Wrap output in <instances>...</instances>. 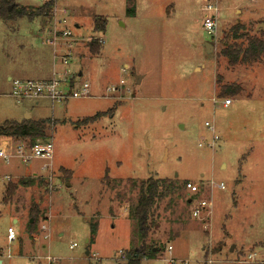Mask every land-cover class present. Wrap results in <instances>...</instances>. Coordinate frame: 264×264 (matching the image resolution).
<instances>
[{
	"label": "rangeland",
	"instance_id": "1",
	"mask_svg": "<svg viewBox=\"0 0 264 264\" xmlns=\"http://www.w3.org/2000/svg\"><path fill=\"white\" fill-rule=\"evenodd\" d=\"M15 1L32 8L42 3ZM209 3L217 7L216 38L202 27ZM57 5L68 10L66 27L75 44L68 64L55 58V69L79 74L89 84L88 96L63 102L10 96V77L38 79L35 66L50 67L51 56L40 38L44 16L0 19V123L48 118L54 146L53 170H40L48 162L43 159H0L2 264H127L136 249L144 251L139 264H264V57L229 66L218 55L230 26L240 23L249 33L264 28V0ZM97 15L107 18L103 33L93 31ZM93 39L101 46L98 54L88 49ZM219 78L220 84L239 83L241 93L220 97ZM227 98L231 104L223 105ZM97 112H103L100 118L82 123ZM22 177L42 184L19 185L3 202L7 182ZM149 177L176 179L181 188L155 200L142 238L134 208L138 184ZM185 181L198 183L200 192L189 193ZM201 198L211 199L208 218L206 211L192 215ZM33 204L39 212L30 228ZM91 223L97 225L93 236ZM42 224L49 227L48 239ZM8 227L16 237L10 242Z\"/></svg>",
	"mask_w": 264,
	"mask_h": 264
},
{
	"label": "trees",
	"instance_id": "2",
	"mask_svg": "<svg viewBox=\"0 0 264 264\" xmlns=\"http://www.w3.org/2000/svg\"><path fill=\"white\" fill-rule=\"evenodd\" d=\"M53 4V0L42 1L37 7H26L19 5L15 0H0V19L2 21H15L18 18L26 16L32 18L35 15L44 16L45 20H50L49 11ZM134 12L133 8L127 9V13ZM107 18L103 16H94L92 28L94 32L103 33L106 30ZM245 26L236 23L230 26L224 31L223 37L220 39L221 49L218 52L219 56H223L227 59L229 66H235L237 64H253L264 57V28H259L255 33H249L245 30ZM91 54H98L100 51V44L97 40H90L87 44ZM220 84V78L217 80ZM242 87L239 83H224L219 86L220 97L226 95H237L241 93ZM103 112H97L93 116H88L82 119V123H89L97 120L102 116ZM50 119H26L21 120L6 119L0 123V136L11 137L14 140L29 139L34 142L38 139L45 140L50 139L46 132L47 128L52 124ZM63 174L68 178L71 176V172L64 170ZM107 177V171L104 178ZM42 184L41 179L35 177H22L16 182H7L3 191V202H8L17 188V186H31ZM185 184V182H184ZM184 184L182 186H184ZM139 195L134 208L135 217L139 218V223L142 232V238H145L146 222L149 211L156 199L165 197L169 194H173L176 190L181 188V185L176 179L169 178H153L149 177L139 182ZM189 199L187 200V202ZM34 217L33 221H28V227L34 228L36 217L39 212L38 206L33 204L30 208ZM97 231L96 223L90 224V233L95 235ZM144 251L136 249L133 252H129L127 257V264H139L140 260L144 256Z\"/></svg>",
	"mask_w": 264,
	"mask_h": 264
},
{
	"label": "built area",
	"instance_id": "3",
	"mask_svg": "<svg viewBox=\"0 0 264 264\" xmlns=\"http://www.w3.org/2000/svg\"><path fill=\"white\" fill-rule=\"evenodd\" d=\"M46 1V0H42ZM205 14L202 19V27L208 35L212 38L217 37V7L215 4H206L204 6ZM68 10L64 7L57 5V0H53V4L50 8L49 15L50 20L47 27L46 41L53 48L54 57L59 59L62 65H67L70 59L73 57V48L75 44V38L72 35V31L66 27V15ZM99 41H101L99 39ZM79 74L75 77L74 72L69 69L57 71L54 68L52 76L48 79H10L11 89L10 96L18 101L23 99H40L48 98L52 102H63L68 98H79L88 96L90 94V87L87 81L78 80ZM77 80V81H76ZM80 81V82H78ZM231 104L229 98L223 100V105ZM212 132H214L213 126L209 122L204 123ZM216 139V135H213V139L210 145L213 144V140ZM199 146L202 143L198 144ZM54 146L51 139L41 140L38 139L34 142L29 139L14 140L11 137L0 136V159L9 163L16 160L20 163H28L34 159H43L48 161L42 164L40 170L51 169V161L53 158ZM53 170V169H51ZM210 184H215L220 189L225 188L223 182L215 183L212 179ZM184 188L192 194H198L200 192L199 184L191 181H185ZM189 202L192 199L189 198ZM212 202L211 199L201 198L198 200L197 205L192 209V215L194 217L200 216L202 212H207L205 218L211 215ZM41 231L43 232V238H49V227L42 224ZM15 233L12 227L7 228V240L10 242L14 240ZM72 247V246H71ZM254 253H250L247 259L253 260ZM47 260H51L47 257Z\"/></svg>",
	"mask_w": 264,
	"mask_h": 264
},
{
	"label": "crops",
	"instance_id": "4",
	"mask_svg": "<svg viewBox=\"0 0 264 264\" xmlns=\"http://www.w3.org/2000/svg\"><path fill=\"white\" fill-rule=\"evenodd\" d=\"M47 27H48V20H46V23L45 24H42L41 27H40V38L42 40H45L43 42V45L47 49L48 55L51 56V65H50V67H49V65L48 66L46 65L45 67L44 66H41V65L35 66V68H34V72H36L35 73L36 74L35 77H37L38 79H48V78H50L52 76V73H53L54 68H55V65H54L55 64V57H54V53H53V48H52V46H50L48 44V42L45 39V37L47 35ZM37 60H38V58H37ZM9 79H12V78L10 77ZM18 221H19L18 218L17 219H14V222L15 223H17ZM46 260H47V258H46ZM48 261L51 262L52 259L51 260H48ZM0 264H2V261L1 260H0Z\"/></svg>",
	"mask_w": 264,
	"mask_h": 264
},
{
	"label": "water",
	"instance_id": "5",
	"mask_svg": "<svg viewBox=\"0 0 264 264\" xmlns=\"http://www.w3.org/2000/svg\"><path fill=\"white\" fill-rule=\"evenodd\" d=\"M206 48H207V51L208 52H210V50H211V47L209 46V44L208 43H206ZM26 119H28L29 118V116H26L25 117ZM189 202V201H188ZM31 221V220H30ZM142 249H144L145 248V243H144V240L142 241ZM86 254H88V250L86 251Z\"/></svg>",
	"mask_w": 264,
	"mask_h": 264
}]
</instances>
